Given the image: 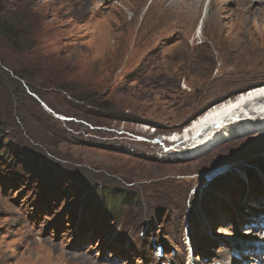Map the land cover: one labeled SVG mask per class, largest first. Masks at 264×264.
<instances>
[{"label": "rangeland", "instance_id": "374dc122", "mask_svg": "<svg viewBox=\"0 0 264 264\" xmlns=\"http://www.w3.org/2000/svg\"><path fill=\"white\" fill-rule=\"evenodd\" d=\"M4 2L37 39L38 84L61 69L96 103L35 93L11 68L31 60L2 47L0 264L255 262L240 256L264 244V129L191 155L163 142L264 79L206 18L210 0L187 29L135 16L137 0Z\"/></svg>", "mask_w": 264, "mask_h": 264}, {"label": "bare ground", "instance_id": "6f19581e", "mask_svg": "<svg viewBox=\"0 0 264 264\" xmlns=\"http://www.w3.org/2000/svg\"><path fill=\"white\" fill-rule=\"evenodd\" d=\"M205 1L137 0L134 14L138 15L144 7L145 16L150 17L159 26L162 23L187 29L204 9ZM230 3L235 4L236 7L230 8L228 6ZM257 14H261L264 21V0H210L206 18L216 23L217 27L227 29L229 27L235 33L232 38L235 52L252 54V56H257L259 61L264 62V31L259 36L256 35L257 31L255 32L254 28L250 27V23ZM256 90L258 94H264V79L256 82L255 86L241 94L211 105L191 120L178 136L175 134L173 138L166 139L169 142H163L171 143L172 149L176 147L175 143H186V146H189L187 152L191 155L201 153L221 140L237 134L263 130L264 104L259 102H264V97L258 98L257 101L253 99L252 94ZM217 167H222V165ZM242 251L240 261L251 258L255 260L251 264H264L259 260L260 254L264 252V244L245 245ZM246 251L250 256L246 254Z\"/></svg>", "mask_w": 264, "mask_h": 264}, {"label": "trees", "instance_id": "16d2710c", "mask_svg": "<svg viewBox=\"0 0 264 264\" xmlns=\"http://www.w3.org/2000/svg\"><path fill=\"white\" fill-rule=\"evenodd\" d=\"M32 35V32L27 27L23 18L9 10L4 0H0V37L2 38L0 53L3 52L2 47L6 44L14 51H18V53L23 54L27 59L29 58L31 60L30 64L15 67V65L11 66L8 54L1 53L0 62L5 66L9 67L10 65L11 68L13 67L15 75L18 78L26 80L31 89L39 95H41V88L38 86L49 85L64 91L66 94L70 93V96L78 101L85 102L89 105H95L94 96H90L85 90L72 87L65 79H60V77L66 73L65 70V73H62L61 69L56 70L55 74L58 78L48 77V81L38 84L36 81L37 75L42 73L44 67L39 65L40 59L35 63V60L39 58L40 54H38L39 45H37V39Z\"/></svg>", "mask_w": 264, "mask_h": 264}]
</instances>
